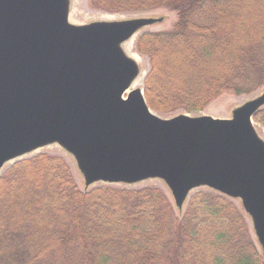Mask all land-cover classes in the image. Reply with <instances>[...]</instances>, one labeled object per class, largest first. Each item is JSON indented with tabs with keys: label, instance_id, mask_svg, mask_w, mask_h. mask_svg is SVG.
<instances>
[{
	"label": "trees",
	"instance_id": "obj_1",
	"mask_svg": "<svg viewBox=\"0 0 264 264\" xmlns=\"http://www.w3.org/2000/svg\"><path fill=\"white\" fill-rule=\"evenodd\" d=\"M107 14L174 12L145 31L147 106L196 114L264 87V0H87ZM252 120L264 131V108ZM240 205L194 192L177 210L156 185L81 189L64 157L41 152L0 175V264H264Z\"/></svg>",
	"mask_w": 264,
	"mask_h": 264
},
{
	"label": "water",
	"instance_id": "obj_2",
	"mask_svg": "<svg viewBox=\"0 0 264 264\" xmlns=\"http://www.w3.org/2000/svg\"><path fill=\"white\" fill-rule=\"evenodd\" d=\"M69 0H0V175L47 146L71 156L84 189L161 181L177 210L201 189L237 201L264 254V139L252 116L161 118L122 45L163 17L74 25ZM146 74V73H145Z\"/></svg>",
	"mask_w": 264,
	"mask_h": 264
},
{
	"label": "rangeland",
	"instance_id": "obj_3",
	"mask_svg": "<svg viewBox=\"0 0 264 264\" xmlns=\"http://www.w3.org/2000/svg\"><path fill=\"white\" fill-rule=\"evenodd\" d=\"M69 1H70V10H69L68 21L74 25H85V24H89L92 22H98V21L125 20V19H129V18H134V17H163V21L161 23H157V24H154L152 26L146 27L145 29L141 30L136 36H134L131 39V46H132L131 51H132V53L137 55L139 58L142 59V64L139 65V70H140V73L144 72V75H143V79H144L145 73L148 71V68H149L148 59L144 56H140L139 54H137L133 50L134 40L140 33L145 32V31L155 32V31H162V30L169 29L171 24L175 20L174 12H170L168 10L158 9V10H153V11H150L147 13H141V14H107V13H103L100 11L90 10L88 8V5H87V0H69ZM143 79H142V83H141L140 87H134L131 89H138V88L142 89L143 88ZM262 92H264V87L257 90L256 92H254L252 94H249V95L234 96V95H229V94H223L218 99H216L214 102L210 103L201 112L196 113V114H189V115H191V116L205 115V116H210L212 118L229 119L231 117V111L234 108L240 106L241 104H243L247 100H251V99L259 96ZM181 113L182 112H178V113L170 114V115H159L157 113L156 114L161 118H170L172 116H175V115L181 114ZM253 125H254V128L256 129V132L260 136V138L264 139V131L262 130V128L259 125L255 124L254 122H253ZM41 152L53 153V154H57L59 156L64 157L72 169V173L74 175V178H75L78 186L81 189H84L83 179H82L81 175L79 174V172L77 171L72 157L67 155L61 148H59L56 145L47 146L45 148L37 150L36 152L31 153L22 159L30 158L36 154L41 153ZM22 159H20V160H22ZM16 162H18V161H16ZM16 162H14V163H16ZM14 163H12L11 165H13ZM11 165H9L8 168ZM147 185L159 186L171 198L169 191L166 188V186L161 181H158V180H147V181L141 182V183L133 185V186H123V187L138 188V187L147 186ZM114 186H122V185H114ZM235 202L238 203L237 201H235ZM247 221L250 225V221L248 218H247ZM250 228H251V225H250ZM252 237H253L254 242L256 243L257 247H259V245L256 241V238L254 237V234H252ZM259 249H260V247H259Z\"/></svg>",
	"mask_w": 264,
	"mask_h": 264
},
{
	"label": "bare ground",
	"instance_id": "obj_4",
	"mask_svg": "<svg viewBox=\"0 0 264 264\" xmlns=\"http://www.w3.org/2000/svg\"><path fill=\"white\" fill-rule=\"evenodd\" d=\"M122 49H123L124 53L129 58H131L138 66L142 64V59L139 58L137 55L133 54L131 51V49H132L131 39L122 45ZM143 75H144V72H141L140 75L136 78V80L132 83L131 88L141 86Z\"/></svg>",
	"mask_w": 264,
	"mask_h": 264
}]
</instances>
